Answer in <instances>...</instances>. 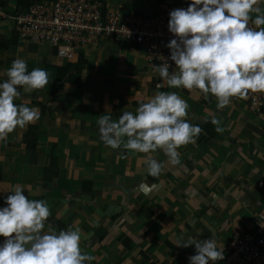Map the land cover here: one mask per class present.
Here are the masks:
<instances>
[{"label": "crops", "instance_id": "obj_1", "mask_svg": "<svg viewBox=\"0 0 264 264\" xmlns=\"http://www.w3.org/2000/svg\"><path fill=\"white\" fill-rule=\"evenodd\" d=\"M17 2L0 0L9 17L0 21V83L20 58L29 72L45 69L49 85L32 92L18 88L14 103L38 108L40 118L0 141V208L17 186L30 200H45L51 212L45 231L49 224L57 232L78 226L82 254L96 258L86 264H186L195 245L178 244L189 237L212 238L225 251L254 230L264 210V110L253 112L247 99L235 97L218 110L216 98L205 100L198 90L158 88L161 78L153 71L158 64L124 42L101 39L82 46L69 61L59 59L51 47L19 39L12 21L23 10ZM100 2L105 13L150 18L164 8L187 9L191 0ZM257 6L264 9V0ZM158 91H176L186 100L187 121L203 132L177 150L179 165L165 163L151 177L145 159L166 162L162 150L106 147L97 121L103 114L115 121L123 112L135 113ZM214 117L222 133L215 131ZM29 131L33 148L25 143ZM123 155L128 159L119 158Z\"/></svg>", "mask_w": 264, "mask_h": 264}, {"label": "clouds", "instance_id": "obj_2", "mask_svg": "<svg viewBox=\"0 0 264 264\" xmlns=\"http://www.w3.org/2000/svg\"><path fill=\"white\" fill-rule=\"evenodd\" d=\"M260 0H191L187 9L169 13L168 30L176 38L170 49V64L153 65L161 82L172 89L191 93L198 90L205 100L216 98V107L223 110L232 98L246 99L249 93H264V9ZM252 13H256L252 18ZM250 22L255 27L250 26ZM7 79L0 83V141L18 127L37 122L40 110L15 99L25 92L49 85V73L42 68L30 72L27 62L17 58L6 70ZM189 104L176 91H158L133 112H123L118 120L111 115L100 116V140L111 149L123 148L130 153L149 154L162 150L167 157L160 162L147 155V175L158 177L165 163L179 165L180 147L196 142L203 132L199 125L187 121ZM207 122V121H205ZM215 131L222 133L221 120L212 118ZM126 138V139H125ZM128 159V155L120 156ZM143 187V182H141ZM17 186L0 208V264H86L96 258L81 251L82 230L69 226L57 232L45 224L51 215L45 200H30ZM195 245L196 254L189 264H209L224 259L212 238L203 241L189 237L187 248Z\"/></svg>", "mask_w": 264, "mask_h": 264}, {"label": "built area", "instance_id": "obj_3", "mask_svg": "<svg viewBox=\"0 0 264 264\" xmlns=\"http://www.w3.org/2000/svg\"><path fill=\"white\" fill-rule=\"evenodd\" d=\"M170 11L164 8L150 18L123 17L103 12L100 0H40L16 13L12 21L21 41L47 45L59 59L69 61L82 46L106 39L136 46L158 65L168 63L171 68L175 63L166 45L176 37L168 30ZM8 18L0 6V21ZM250 26L255 27L251 22ZM246 99L251 111L264 110V93L250 92ZM223 254V260L209 264H264V210L254 230L236 238Z\"/></svg>", "mask_w": 264, "mask_h": 264}, {"label": "trees", "instance_id": "obj_4", "mask_svg": "<svg viewBox=\"0 0 264 264\" xmlns=\"http://www.w3.org/2000/svg\"><path fill=\"white\" fill-rule=\"evenodd\" d=\"M39 1L40 0H18L17 2L18 9L28 10L33 4ZM33 138H34V133L32 131H29V133L26 135V140H25V143L28 148H33V146L30 144V140H32Z\"/></svg>", "mask_w": 264, "mask_h": 264}]
</instances>
